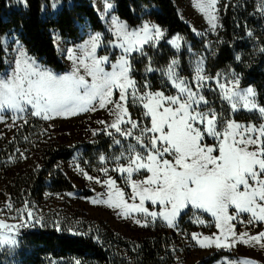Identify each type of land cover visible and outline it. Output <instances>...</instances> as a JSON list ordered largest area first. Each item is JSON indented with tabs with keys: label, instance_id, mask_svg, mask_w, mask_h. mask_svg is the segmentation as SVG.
I'll return each instance as SVG.
<instances>
[{
	"label": "rangeland",
	"instance_id": "374dc122",
	"mask_svg": "<svg viewBox=\"0 0 264 264\" xmlns=\"http://www.w3.org/2000/svg\"><path fill=\"white\" fill-rule=\"evenodd\" d=\"M94 5L97 13L99 14L101 20L104 23V31H90L84 39L73 40L70 38H63L58 33L54 34L55 44L58 49L59 55L63 61L66 62L67 68L65 71H55L48 67L36 58L34 55L30 54L24 44L19 40L18 34L16 32L8 33L3 36L2 42L5 47V51L8 49H13V51H8V55L5 58V68L0 70V77L7 80H12L13 73L15 71V60H21V53L26 54V58L36 64L40 65L42 68L52 71L57 75L68 74L73 70L74 65L79 64V60L83 59L85 63H91V58L86 55V51L90 50L89 41L90 37L99 34L101 39L97 44V51L95 53L97 59L108 57V61L102 64L106 72H111L112 65L118 64L122 58H126L129 61L130 70L129 78L135 82L136 100H133V92L131 86H127V91L125 93V100L120 101V90L119 88L112 89L111 97H106V100L119 102L122 108L127 109L126 115L122 116L124 120H130L136 123L137 127L132 129L131 124H121V131L123 133H131V135H121L116 133L115 129L108 128L107 125L115 121V116L110 109L115 108V104L108 103L105 108L101 109L99 107V100H94L92 102L94 111L77 112L74 115H53L51 119H42L31 114L33 111L31 105L26 106V109L22 113H18L11 108L5 107L3 111H0V139H6L12 136L14 130L26 123L29 119L35 118L40 122L45 124V128L40 131H36L34 137L24 142L16 149L10 157L0 162V221H3L7 225H14L15 227L10 230L11 236L17 240L15 246L12 245H2L1 249H7L12 254L18 252L21 248L20 246V230L21 225L23 227L38 229L41 227H55L59 225V229L68 231L70 233L82 232L87 226L93 223H103L108 226L112 231L122 237L135 238L143 236L149 233L160 232L163 229H168L176 234V237L181 242L180 249L177 252V263L178 264H205L204 261L215 252H225L222 254L217 261L210 264H264V248L259 245H249L244 243H236L229 249L217 248L215 245L210 247H201L195 240L192 239L193 234H198V238L202 239L205 236L216 237L220 235V230L215 226V218L211 216L210 213L205 212L203 209H196L190 204L181 209L180 215L176 218L175 227H169L166 221H163L159 216L153 221L151 217L147 220L142 214L133 213L130 217L125 218L119 214L118 209L110 208L105 204H93L91 201L96 197L102 199H107L108 193L113 191L114 188L120 189L124 193V200L126 203H139V197L135 200L132 199L133 188L132 184H137V190L142 187H153L147 185L145 182L149 177L153 175L146 168L140 169L139 172H133L131 175L128 173H122L118 171L120 167H129V160H135L137 156L141 159L138 162L149 163L147 157L148 155H155V152L151 149V139L157 138L156 147L161 150L163 147H170L166 145L163 141H160L158 137L161 135L159 132H148L141 140H137V137L141 136V130L144 128H151L152 126V116L148 114V109L143 107L144 103H150L154 110L157 121L161 119L167 121L163 127L165 133L169 131L167 124L172 123L174 120L179 121L181 113H177L175 117H172L171 113H165V108L177 109L180 103H184L187 100V96L181 93L179 89L175 86L178 81H173L169 78V66L172 62L160 70L161 73L165 74L170 82L172 83L175 92L173 94H166L161 91H150L149 87H145L148 83H138L135 77L132 75V53H125L122 48L119 47L121 43L120 39L116 35V26L112 22V17H116L121 23L127 25L128 30L139 29L143 23H149L150 25H159L151 22L144 21L142 24L131 27L124 20L120 19L115 12L116 4L114 0H90ZM182 19L191 26L193 33L199 38H207L206 40V51H197L190 47L191 43L186 44L183 38L180 41V49H176L168 41L176 36L166 38L164 36L160 39L161 41H166L171 47L176 50H181L185 47L188 50V70L192 74L193 84L191 87L188 84V80L181 75V65L178 59L179 67L174 68L173 72L178 73L181 80L187 81V86L193 92V102L191 107L188 109L190 115L195 116L197 112L199 113H210L214 112L217 117L216 131L223 134L228 122H234L243 127L253 126L259 129L261 125H264V116H262L258 109L260 106L257 100V92L254 86L243 87L240 84L239 75L231 68H224L217 71L214 75H209L206 72V58L211 50L212 40L211 36H215L221 29L222 25V8L223 4H227L229 0H217L216 4L212 6V13L217 17L216 23L218 27L212 30L211 23L209 22V17L207 12L201 11V7H206L209 0H174ZM73 1L69 0L68 3L71 4ZM12 3H20L18 0H12ZM113 3V9H107V4ZM54 5H57L56 3ZM160 29L165 33L166 30L162 27ZM181 37V36H180ZM157 42L156 45L159 43ZM147 44L143 45L146 46ZM138 47V46H137ZM68 49L73 50L74 60L68 58ZM18 50V51H16ZM199 63L202 69V75L205 76V81L203 86L198 85L196 81L197 76V65ZM118 70V69H117ZM78 75H83L88 83L92 82V77L87 74V71L83 66L79 67ZM224 83L226 88L232 89L233 91H240L242 94L247 88H253L255 91L254 99L257 104V110L248 111L243 108V100L237 99L235 102L237 104V110L231 108V103L223 98V94L218 88L217 81ZM238 80L239 84L234 88L233 85L235 81ZM124 82V81H121ZM149 86V85H148ZM210 88L216 91L220 97L227 103L230 108L231 116L226 120L224 126L220 127L218 123L219 115L214 107L211 106L209 101L206 99L204 94L205 88ZM146 93H152L150 100L140 101L138 97L145 95ZM155 93H161V97L155 96ZM204 96V101L195 103L199 100V96ZM167 97H174L177 99L176 104H170ZM244 110L245 112H258L261 117V122L255 124L253 122H241L234 119V114ZM211 118L207 115L203 122L201 120H191L193 129H199L202 133V138L197 142L200 148L206 149L208 147L213 148L211 153L214 157H219V147L220 141L223 139V135L220 137H214L208 135L207 129V119ZM103 121L104 123H100ZM43 131V132H42ZM237 131H240L238 129ZM96 132V135H93ZM109 132L112 135L118 136L117 139L120 141L116 143V148L110 154H101L92 162L82 161L81 151L82 144L85 142L92 143L96 141L98 135ZM36 135V136H35ZM251 136L252 139L257 140L256 144L247 145V151H259L261 146L260 140H258L259 132L246 133L245 138ZM239 139V137H237ZM264 139V138H261ZM58 142L62 145L71 147L74 149L73 155L67 160L58 161L53 169L59 170L64 176L74 185V189L70 191L55 192L50 189L51 177L47 176L46 187L43 189L41 194H35L30 191L27 187L16 186L13 183L2 181L10 176H16L20 174L36 175L42 174L43 169L41 165L40 148H43L42 144H52ZM230 142V141H229ZM103 157L104 159H101ZM177 154L175 148H171L169 152L163 153L162 156L158 157V161L162 164V160H169L172 166L176 167L177 171H183L182 166L175 164ZM192 157L188 156L185 159V163H192ZM135 167V165H132ZM153 168H156V163L152 164ZM212 167V166H210ZM108 169L107 173L104 169ZM80 169H83L87 173V176L93 177L89 180L87 176L81 175ZM254 169L258 172V179L264 180V173H261L259 166L255 165ZM249 191L252 188H259L260 185L248 178ZM99 179L101 181L113 180L115 183L113 188H109L108 185L103 183H95V180ZM239 191H245L243 185L238 189ZM257 203L264 204V201L257 200ZM10 206V207H9ZM145 207L148 210L156 211H170V205L162 206L159 204L153 205L150 200L145 201ZM26 213H32L33 216H27ZM229 215H235L236 209L234 206H230L228 210ZM251 218V213H241L237 220L231 221L235 225L236 233H248L249 235L255 236L261 232H264V221L249 224L248 221ZM35 219L40 220V224H35ZM139 219L140 224L135 221ZM200 221H203L201 224ZM35 225V226H33ZM58 229V228H57ZM9 230L0 229V233L7 234ZM264 243V242H262Z\"/></svg>",
	"mask_w": 264,
	"mask_h": 264
},
{
	"label": "trees",
	"instance_id": "16d2710c",
	"mask_svg": "<svg viewBox=\"0 0 264 264\" xmlns=\"http://www.w3.org/2000/svg\"><path fill=\"white\" fill-rule=\"evenodd\" d=\"M26 0L12 3L0 0V43L3 36L16 32L28 52L55 71H65L66 62L59 55L54 34L73 40L84 39L90 31H104L105 26L90 0ZM115 12L131 27L151 21L166 30V38L180 35L184 43L197 51H206L207 38L199 39L181 17L174 0H114ZM58 7H54V4ZM221 29L211 36V50L206 58V72L214 75L224 68L233 69L240 77L243 87L254 86L257 100L264 107V0H229L223 4ZM251 33V35H249ZM4 52H0V57ZM188 50H176L165 40L156 46L146 45L143 54L132 55V75L138 83H148L150 91L173 94L175 89L169 78L160 72L174 59L181 65V75L193 87L192 74L188 70ZM5 68V59L0 70ZM146 69H152L148 71ZM204 94L219 115L222 127L231 116L230 108L220 95L205 88ZM234 119L259 124L258 112L240 110ZM45 124L29 119L16 128L11 137L0 139V162L7 159L24 142L43 130ZM43 132V131H42ZM36 136V135H35ZM118 136L102 133L96 141L82 144V161L92 162L101 154H110L116 148ZM41 165L45 172L39 176L20 174L2 181L27 187L41 194L50 175V189L55 192L70 191L74 185L54 165L69 159L74 149L56 142L42 144ZM20 250L12 254L0 250V264H178L177 252L181 242L175 232L163 229L135 238L122 237L103 223L87 226L79 234L55 227L20 230ZM225 252H215L205 261H217Z\"/></svg>",
	"mask_w": 264,
	"mask_h": 264
},
{
	"label": "snow or ice",
	"instance_id": "6c2138e0",
	"mask_svg": "<svg viewBox=\"0 0 264 264\" xmlns=\"http://www.w3.org/2000/svg\"><path fill=\"white\" fill-rule=\"evenodd\" d=\"M26 6V0H18ZM217 0H209L206 7H201V11L207 12L209 22L212 30H215L218 25L215 22L217 17L213 15L211 9ZM58 7L59 5H53ZM114 4L108 3L107 9H113ZM112 22L116 26V35L121 43L119 47L125 53H132L140 51L143 54V45L156 46V43L165 36V33L160 27L143 23L139 29L128 30L127 25L121 23L116 17H112ZM251 35V33H249ZM101 37L99 34L90 37L87 42L90 44V50L86 51V55L91 58V63H85L83 59L79 60L78 65L73 66V70L64 75L54 74L52 71L42 68L34 61L30 62L26 58V54L21 53V60H15V71L12 80H7L0 77V111L5 107L11 108L18 113L25 111L26 106L31 105V114L42 119H51L53 115H74L77 112L94 111L92 102L99 100V107L105 108L108 103L115 104L114 109H110L115 116V121L109 125L108 128L115 129L116 133L121 135H131V133H123L121 131V124L130 123L132 129L137 127L136 123L130 120L122 119L126 115L127 109L122 108L119 102L106 100V97H111L112 89L119 88L120 101L125 100V93L127 91L126 85L131 86L133 92V100L135 96L136 86L135 82L129 78L130 65L126 58H122L118 64L112 65V71L106 72L101 66L108 61V57L97 59L95 53L97 51V44ZM182 37L176 36L170 41L176 49H180ZM138 46V47H137ZM13 51V49H8ZM8 51H5L3 43H0V52H4V56L0 57V62L7 57ZM18 51V50H16ZM68 58L74 60L73 50L68 49ZM83 66L87 74L92 77V82L88 83L83 75H78L79 67ZM178 61L173 60L169 66V78L174 82L178 81L175 86L181 93L187 96L184 103H180L179 108L173 110L165 108V113H171L175 117L179 112L181 117L179 121L168 123L169 131L165 133L163 125L167 122L161 119L159 122L156 119L153 108L150 103H144L143 107L148 109V114L152 116L151 128H144L141 130V136L137 140H141L148 132H159L158 137L170 147L160 148L156 147L157 138L151 139L150 147L155 152V155H148L149 163L138 162L141 158L136 157L135 160L130 158L129 167H120L118 171L128 173L139 172L140 169H147L153 175L145 182L147 185L153 187H142L137 190V184L133 183L132 199L139 197V203H126L124 200V193L114 188L108 193L107 199H102L99 196L92 199L93 204H105L110 208L118 209L119 214L125 218L130 217L133 213L142 214L147 220L148 217L154 221L158 216L166 221L169 227H175L176 218L180 215L181 209L186 208L189 204L196 209H203L210 213L215 218V226L220 230V235L216 237L205 236L202 239L198 238V234H193L192 239L195 240L201 247H210L215 245L217 248L229 249L236 243H244L249 245H259L264 248V232L252 236L248 233L237 234L235 225L231 221L238 219L241 213H251V218L248 223L252 224L254 221H264V204L257 203V200L264 201V180L258 179V172L254 169L255 165L259 166L261 173H264V125L259 129L253 126L243 127L234 122H228L223 134L216 131L217 117L214 112L199 113L195 116L190 115L188 109L193 102V92L187 86V81L181 80L178 73H174L173 69L178 68ZM118 69V70H117ZM151 71L152 69H146ZM196 81L198 85L203 86L205 76L202 75V69L197 65ZM124 81V82H121ZM239 84L236 80L233 87ZM217 85L223 98L231 103V108L237 110L236 100H243V108L248 111L257 110L255 103V91L253 88H247L242 94L240 91H233L226 88L224 83L217 81ZM145 87H148L145 84ZM152 93H146L138 97L140 101L150 100ZM161 93H155V96L161 97ZM204 96L200 95L199 100L204 101ZM170 104H176L177 99L174 97H167ZM259 113L264 116V107H259ZM210 115L207 119L208 135L220 137L219 157L211 155L213 148L208 147L206 152L200 148L197 143L202 138V133L199 129H193L191 120L199 119L204 121L205 117ZM100 123H104L101 121ZM240 129V131H237ZM259 132L258 140H260L259 151H247V145L257 143V140L252 139L249 135L245 138L246 133ZM93 132V135H96ZM112 136V133H108ZM239 137V139H237ZM230 141V142H229ZM120 141L116 140L115 143ZM171 148H175L177 158L175 164L182 166L183 171H177L176 167L172 166L169 160H162V164L158 161V157L163 153L169 152ZM191 156L192 163H185L186 157ZM101 159H104L101 157ZM156 163L157 167L153 168L152 164ZM132 165H135L133 167ZM212 166V167H210ZM108 169H104L107 173ZM81 175L87 176L83 169H80ZM251 178L257 182L260 187L252 188L249 191L248 179ZM89 180L93 177L87 176ZM95 183H103L113 188L114 181L109 179L101 181L95 180ZM243 185L245 191H239V187ZM150 200L153 205L159 204L162 206L170 205V211H149L145 207V201ZM230 206L236 209L235 215H229L228 210ZM10 207V206H9ZM27 216H33L32 213H26ZM140 224V220L135 221ZM39 219H35V224H40ZM202 224L203 221H200ZM24 225L22 224L21 227ZM35 226V225H33ZM14 225H7L0 221V229L9 230L7 234L0 233V246L17 244V240L11 236L10 230ZM59 225L57 228L59 230ZM79 234V233H74ZM75 264H82L81 261L76 260Z\"/></svg>",
	"mask_w": 264,
	"mask_h": 264
}]
</instances>
